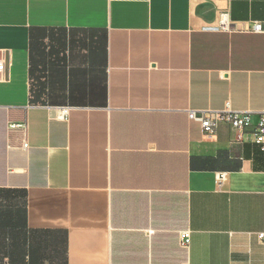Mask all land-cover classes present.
<instances>
[{
  "label": "crops",
  "instance_id": "1",
  "mask_svg": "<svg viewBox=\"0 0 264 264\" xmlns=\"http://www.w3.org/2000/svg\"><path fill=\"white\" fill-rule=\"evenodd\" d=\"M256 22L264 0H0V264H264L252 127L187 116L257 124Z\"/></svg>",
  "mask_w": 264,
  "mask_h": 264
},
{
  "label": "built area",
  "instance_id": "2",
  "mask_svg": "<svg viewBox=\"0 0 264 264\" xmlns=\"http://www.w3.org/2000/svg\"><path fill=\"white\" fill-rule=\"evenodd\" d=\"M220 28L229 30L231 25L224 17L221 19ZM248 30L256 33H264V27L261 23H253ZM3 70V65L0 64V75ZM188 119L196 122L201 129L204 137L212 138L216 135V131L220 125H225L233 128L235 131L244 134L251 127L250 135L253 143L259 145L264 151V111L259 114V119L256 125L252 126V113L249 111H236L231 109L228 105L221 110H202V111H188ZM10 128H20V125H11ZM225 175L217 176L218 186L224 181ZM258 239L264 244V232L258 234ZM181 242L184 247H188L189 237L188 233L181 234Z\"/></svg>",
  "mask_w": 264,
  "mask_h": 264
}]
</instances>
